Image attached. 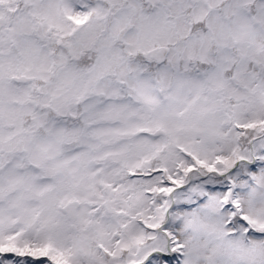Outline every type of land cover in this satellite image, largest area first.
<instances>
[{"label": "snow or ice", "instance_id": "6c2138e0", "mask_svg": "<svg viewBox=\"0 0 264 264\" xmlns=\"http://www.w3.org/2000/svg\"><path fill=\"white\" fill-rule=\"evenodd\" d=\"M0 264H264V0H0Z\"/></svg>", "mask_w": 264, "mask_h": 264}]
</instances>
